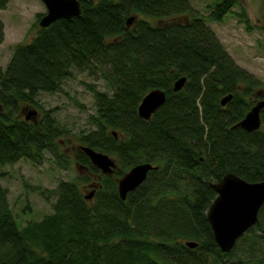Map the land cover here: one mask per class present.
<instances>
[{"label": "trees", "instance_id": "16d2710c", "mask_svg": "<svg viewBox=\"0 0 264 264\" xmlns=\"http://www.w3.org/2000/svg\"><path fill=\"white\" fill-rule=\"evenodd\" d=\"M9 1L0 0V9ZM80 1L79 16L47 28L38 26V14L36 34L0 66V165L41 163L45 152L60 151L67 130L54 112L28 121L21 104L40 106L41 92H59L73 70H89L101 73L113 92L93 89L95 128L77 141L109 154L118 168L102 174L78 146L84 172L42 191L55 198L53 212L25 225L0 181V264H231L248 233L262 257L232 264H264V205L230 252L220 249L207 217L217 195L212 182L229 172L264 180V109L259 130L234 127L264 100V82L234 60L207 23L233 13L251 31L246 10L238 0L216 2L208 16L194 13L190 0ZM4 37L0 19V44ZM181 77L186 85L174 92ZM154 88L165 89L167 101L145 120L138 107ZM228 94L233 99L222 106ZM147 162L157 169L122 200L118 180ZM189 240L198 246L189 248Z\"/></svg>", "mask_w": 264, "mask_h": 264}, {"label": "rangeland", "instance_id": "374dc122", "mask_svg": "<svg viewBox=\"0 0 264 264\" xmlns=\"http://www.w3.org/2000/svg\"><path fill=\"white\" fill-rule=\"evenodd\" d=\"M221 0H190L194 13L208 16L209 6ZM252 24L249 31L241 19L228 14L222 22L209 21L208 25L215 31L230 55L243 68L253 73L264 82V0H238ZM240 6L234 11H240ZM47 8L42 0H10L7 8L0 9V19L5 25V37L0 44V66L5 69L12 58L15 47L30 41L36 34L37 15H44ZM93 89L113 92L111 85L101 73L91 74L89 70H73V75L63 83L62 90L56 93L41 92L35 104H21L23 117L28 111H38L37 121L44 111L52 110L53 115L67 130L59 138L60 151L57 154L45 152L41 163L22 159L14 164L0 165L3 174L1 184L5 189L6 199L19 225L30 220H40L53 212L52 202L47 199L46 189L56 188L61 180H74L84 171L76 160L79 146L77 137L83 132L93 130L92 118L97 113ZM251 233L230 260V263L243 260L252 262L262 257V252L251 247ZM261 247L264 249V239ZM261 256V257H260Z\"/></svg>", "mask_w": 264, "mask_h": 264}, {"label": "water", "instance_id": "95a60500", "mask_svg": "<svg viewBox=\"0 0 264 264\" xmlns=\"http://www.w3.org/2000/svg\"><path fill=\"white\" fill-rule=\"evenodd\" d=\"M47 12L39 21L41 28H47L61 19H72L82 13L80 0H42ZM135 19H128V25ZM187 77H181L175 84L173 91L179 92L186 85ZM233 99V94H228L221 100L226 106ZM167 101V92L162 88L150 90L142 99L138 114L145 120H151L154 113ZM264 100L257 101L247 112L245 117L234 127H240L248 132L259 130L262 127V110ZM38 111H28L26 120L37 122ZM117 136V133L114 132ZM79 150L84 151L91 163L102 174L112 175L118 168L117 161L109 154L89 146L79 145ZM152 163H139L132 167L118 180V192L122 200H126L130 192L135 191L148 178L149 173L156 170ZM217 195L207 211V217L212 227L217 244L223 252H230L238 240L244 236L259 221V212L264 205V180L249 182L239 175L229 172L219 181L211 183ZM97 186V185H95ZM95 190L87 194V199H92ZM197 241H187L189 248H196Z\"/></svg>", "mask_w": 264, "mask_h": 264}]
</instances>
